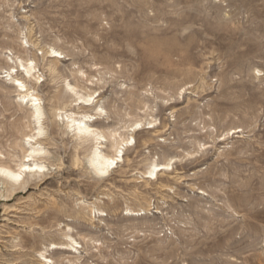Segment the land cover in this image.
<instances>
[{"label":"rangeland","instance_id":"1","mask_svg":"<svg viewBox=\"0 0 264 264\" xmlns=\"http://www.w3.org/2000/svg\"><path fill=\"white\" fill-rule=\"evenodd\" d=\"M19 56L42 75L46 167L26 187L0 173V264H264V0H0V165L15 170L37 131L6 75L26 80ZM68 112L134 137L104 178ZM152 161L171 166L148 180Z\"/></svg>","mask_w":264,"mask_h":264},{"label":"bare ground","instance_id":"2","mask_svg":"<svg viewBox=\"0 0 264 264\" xmlns=\"http://www.w3.org/2000/svg\"><path fill=\"white\" fill-rule=\"evenodd\" d=\"M33 45H35V44H33ZM50 47H51V49L45 51V53H48V54L51 53V55L49 57L54 58V60L49 61L46 65L48 66V69H49L50 72L57 73L58 72V62L62 58L63 52L60 51L59 49H56L55 47H52V46H50ZM6 53H8V52H6ZM13 53H14V51H13ZM14 55H15V53H14ZM26 55H27V53H26ZM28 56H26L27 59H23L20 56L18 57V61L20 63L18 65L21 66L20 69H24L26 80L22 79V78H19L18 74L14 75V71H15L14 65L11 66L10 68H8V70H6V72H7L6 75L10 76L11 83H12V85H14V87L16 86V90L19 91V95L21 96V98L26 100L27 103L30 104V106L32 107V109H31L32 110V112H31L32 116L31 117L34 118L33 120H35V124L37 125V131L33 135H27V140L29 142L33 143L32 146H31V149L29 150L28 155H26L28 157V159L25 160L24 162H21V164L19 165L17 170L13 169L8 164L0 165V173L1 174L3 173V175H6L7 177H9V179L11 178V180L15 181L14 184L12 183L13 187H15L17 185L26 187V185L30 182L31 178L33 176H35V174L43 172L45 167H46V165L43 162H39V160H41V159L43 160L44 159L43 154L47 153V150L45 149V147H43V145H42L43 142L42 141H38V138L44 133V126H43L44 110H43V107H42V104H41V100L42 99L38 95V93H37V91L35 89L36 88L35 84L38 83V80L40 78H42V75H37L36 74V68L38 66L36 58H28ZM8 59H10V57ZM20 66H18V67H20ZM79 72L82 75V70H80ZM28 78L31 79L32 84H28L27 83V79ZM79 82H81V81H79ZM66 86L69 89L68 90L69 92L71 91V92L74 93V95L77 96L76 99L74 98V102L81 101L85 105H91L93 99H95L93 97V94L90 93V92H88L89 94H87V92H86V95H83L81 92L78 91L77 86L76 85H72L70 82H67ZM65 90H67V89H65ZM56 99L58 101H62L63 97L60 94H58L56 96ZM56 106H54V107H56ZM59 109H57V111ZM98 109H99V112L98 113L96 112V113L98 115H100L104 109H103V107H100V106L98 107ZM100 111H101V113H100ZM54 115H55V117L56 116H62L63 117V114L61 112H56V113H54ZM91 117L93 118V114L92 115H90V114H80V115H78V114L73 113V112L65 113V118H67L68 129L69 128L72 129L71 131H74L75 136H77L79 139H82V138L86 137V135H88V134H93L94 135V139H95V141L97 143V146L95 148L93 147L94 149L87 156V162H88V164L90 166H92L93 171L95 172L96 176L98 175L100 178H104L110 172V169L113 166L118 165L119 161L123 160L124 148H125V146L132 144V141L134 140V137L133 136L121 137L122 136L121 135L120 138H119V136L117 138L116 137L117 136V133H116L117 131H115V132L114 131H110L109 135H106V134H104L105 131L103 132L102 130L94 128L93 124L89 123L92 120ZM150 123H152V122H150ZM12 125H14V124H12ZM141 125H142V122H139V121L136 124H134V125L131 124L132 128L129 129V131H136L137 129L140 128ZM150 128H154V130H153L154 133L158 131V129H155V124L150 126ZM104 137H108L110 139L111 148H113L114 153H105V152H103L101 150V145L100 144L103 143L101 140H103ZM144 140H145V138H144ZM173 158H171V159H173ZM32 159L34 160V161H32L33 163L27 162L29 160L31 161ZM35 159H37V160H35ZM175 159H176V157H175ZM79 162H80L79 159L76 158V162L75 163L78 165ZM170 162L171 161L159 163L157 161H152V163L149 166V169L145 172L147 174V176H145V178H147L148 180L152 179L153 177L158 178L159 172H161V171L167 169L169 166H171ZM27 172H29V173L27 174ZM30 184H28V185H30ZM86 207H88L89 211H91V212H93L96 209L100 210V211L102 210V209H100L97 206H93L92 204L88 205ZM128 210H130V212L133 211L132 209H129V208H128ZM65 234H66L65 236H67L72 242L78 243V241H76V239L74 237H72L69 233H65ZM67 245L74 246L71 243H67ZM41 254L43 256L45 255L44 253H41ZM45 257H47V256H45Z\"/></svg>","mask_w":264,"mask_h":264}]
</instances>
